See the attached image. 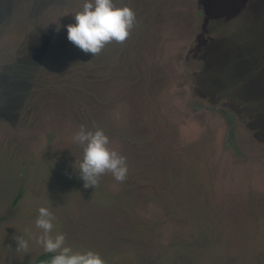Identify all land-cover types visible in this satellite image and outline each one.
Instances as JSON below:
<instances>
[{
	"label": "rangeland",
	"instance_id": "1",
	"mask_svg": "<svg viewBox=\"0 0 264 264\" xmlns=\"http://www.w3.org/2000/svg\"><path fill=\"white\" fill-rule=\"evenodd\" d=\"M83 2L0 0V264L54 254L40 207L105 264H264V0H114L137 22L96 56L67 39ZM81 125L125 181L83 187Z\"/></svg>",
	"mask_w": 264,
	"mask_h": 264
},
{
	"label": "clouds",
	"instance_id": "2",
	"mask_svg": "<svg viewBox=\"0 0 264 264\" xmlns=\"http://www.w3.org/2000/svg\"><path fill=\"white\" fill-rule=\"evenodd\" d=\"M75 23L67 25V39L85 54L96 56L112 42L122 44L130 36L136 24V14L129 6H117L114 0H84L82 10L73 14ZM73 140L82 147V160L78 164L83 187H97L100 178L110 174L117 182L127 179V158L109 147L110 139L96 128L88 130L84 125L73 134ZM54 214L47 207L38 209L35 220L39 234L28 233L44 252L54 253L46 264H105L99 253L92 250L73 251L65 245V234L52 235ZM17 251L28 252L29 243L23 236H16Z\"/></svg>",
	"mask_w": 264,
	"mask_h": 264
},
{
	"label": "trees",
	"instance_id": "3",
	"mask_svg": "<svg viewBox=\"0 0 264 264\" xmlns=\"http://www.w3.org/2000/svg\"><path fill=\"white\" fill-rule=\"evenodd\" d=\"M47 256H49V254H42V255H40L33 263H31V264H38V262L40 261V260H43L44 258H46ZM46 264V263H45Z\"/></svg>",
	"mask_w": 264,
	"mask_h": 264
},
{
	"label": "water",
	"instance_id": "4",
	"mask_svg": "<svg viewBox=\"0 0 264 264\" xmlns=\"http://www.w3.org/2000/svg\"><path fill=\"white\" fill-rule=\"evenodd\" d=\"M53 255L54 254H50L49 256L38 262V264H45L47 261H50L53 258Z\"/></svg>",
	"mask_w": 264,
	"mask_h": 264
}]
</instances>
